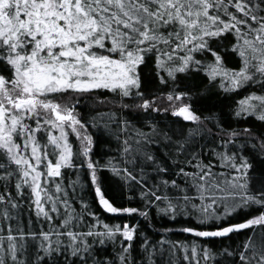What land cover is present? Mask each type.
<instances>
[{
    "label": "snow or ice",
    "instance_id": "1",
    "mask_svg": "<svg viewBox=\"0 0 264 264\" xmlns=\"http://www.w3.org/2000/svg\"><path fill=\"white\" fill-rule=\"evenodd\" d=\"M0 264H264V0H0Z\"/></svg>",
    "mask_w": 264,
    "mask_h": 264
},
{
    "label": "trees",
    "instance_id": "2",
    "mask_svg": "<svg viewBox=\"0 0 264 264\" xmlns=\"http://www.w3.org/2000/svg\"><path fill=\"white\" fill-rule=\"evenodd\" d=\"M183 223H186V222L183 221V220H180V221L178 222L177 226H179L180 224H183ZM180 236H181V238H183V234H180Z\"/></svg>",
    "mask_w": 264,
    "mask_h": 264
}]
</instances>
